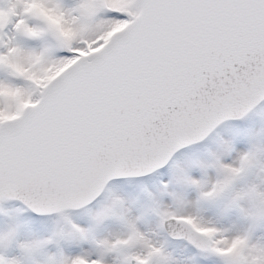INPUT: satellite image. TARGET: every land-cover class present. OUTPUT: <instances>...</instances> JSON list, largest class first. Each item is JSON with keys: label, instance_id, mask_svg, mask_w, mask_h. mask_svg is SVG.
<instances>
[{"label": "snow or ice", "instance_id": "6c2138e0", "mask_svg": "<svg viewBox=\"0 0 264 264\" xmlns=\"http://www.w3.org/2000/svg\"><path fill=\"white\" fill-rule=\"evenodd\" d=\"M0 264H264V0H0Z\"/></svg>", "mask_w": 264, "mask_h": 264}]
</instances>
